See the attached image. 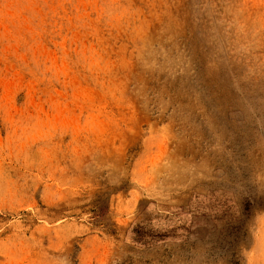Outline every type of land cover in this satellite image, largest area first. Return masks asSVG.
Listing matches in <instances>:
<instances>
[{"label": "rangeland", "instance_id": "rangeland-1", "mask_svg": "<svg viewBox=\"0 0 264 264\" xmlns=\"http://www.w3.org/2000/svg\"><path fill=\"white\" fill-rule=\"evenodd\" d=\"M0 264H264V0H0Z\"/></svg>", "mask_w": 264, "mask_h": 264}]
</instances>
